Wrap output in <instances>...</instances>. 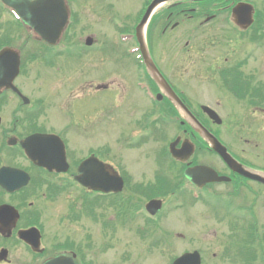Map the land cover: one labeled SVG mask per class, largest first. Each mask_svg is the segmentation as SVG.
Returning <instances> with one entry per match:
<instances>
[{"label":"flooded vegetation","instance_id":"1","mask_svg":"<svg viewBox=\"0 0 264 264\" xmlns=\"http://www.w3.org/2000/svg\"><path fill=\"white\" fill-rule=\"evenodd\" d=\"M238 2L248 3L252 6V21L243 28L231 20L232 8ZM65 3L69 10L76 7L74 0H65ZM222 13L227 15L225 16L227 21L225 31L221 28ZM69 14L71 20L72 9ZM156 25L159 32L166 33L169 42L170 39L173 40L170 42L172 47L175 43L177 44L172 51L180 48L185 53V57H183V74L186 80L184 88L191 92H200L208 97L204 99L203 96V101L199 103V106L206 101L214 100L216 106L220 107V109L217 108L218 111L216 110L218 114L226 113L222 122L217 124V128L211 127L212 121L201 108L194 110L190 107L192 104L190 96L181 92L169 74L161 70L167 81L191 108L193 114L226 146L227 151L234 159L247 168L264 175V158L262 156L259 163L247 159L243 156L244 153L248 154L244 149L237 151L222 138L223 129L232 136H246L244 142L253 143L254 147H260V142L264 143V0H214L213 2L174 0L164 6ZM227 29L228 32H226ZM64 36L73 38L74 34L66 32ZM180 39L184 40L183 47L178 45ZM227 46L231 48L223 49ZM23 67L20 65L19 72L13 80V84L20 93L10 89L0 90V107L5 109V112L0 113V154L2 153L3 158L7 159V164L1 163L0 166L23 168L29 173L30 178L37 180L38 183L42 180H58L60 183H63L64 180H74L77 165L84 157L79 155V152L78 154L73 152L71 146L68 147L64 136L59 134L64 143L65 161L67 162V169L63 172L31 164L20 146V140L34 131L53 132L48 127L35 126L36 114L30 112L32 101L29 98L27 87V73L23 71ZM21 77L22 81H20ZM154 85L155 88H158L155 83ZM162 100H167V98L163 96ZM72 126H75L74 122L67 125L64 131H68V128L73 129ZM92 127L93 124L88 120L87 128L83 131L91 134ZM184 134L195 143V151L188 159L190 166L199 163L206 164L202 157L209 155L208 157L213 159L214 164L209 161L207 164L213 167L218 175L228 177L227 181L206 183L200 190L198 198V202L205 203L208 198L211 200L212 197L215 202L211 205V215L215 221L214 224L217 228L219 227L218 231L216 230L218 233L215 243L221 251L222 258L219 257L220 260L224 259L230 263L234 261L237 264L236 260L241 259L242 263L240 264H252V249L256 241L254 233L258 238L256 242L264 249V237L261 238L258 234L264 233V183L248 179L233 171L206 144L199 146V136L188 127L184 129ZM10 140L13 141L12 144H9ZM262 148L263 145H261ZM182 164L185 165V168L187 167V163ZM184 181L171 180L169 183L172 186H179ZM139 189L140 187L125 195L126 198L122 202L121 198H118L119 195H112L111 205L108 202L109 199L105 198L110 195L97 198L95 204H90L87 208V213L90 212L87 216L92 220L89 221L91 223H88L87 235L80 238L85 244H79L76 239L75 241H65V244L70 243L71 248L61 247L57 251L47 254L45 193L29 191L28 184L13 193L0 188V204L7 203L13 207L12 210H7L9 213L6 219L0 218L6 227L2 231L0 230V264H41L47 257L61 252L73 254L77 264L82 262L94 264L99 250L102 251L105 248L111 250L116 246L119 249L116 255L121 257V230L126 232L130 239L141 242L147 238L152 240L149 237L152 236L151 233L158 232L154 229L157 226L154 223L158 221L163 223L162 212L165 199L156 195L151 197L162 200L161 211L151 215L145 209V203L151 198L142 197L138 192ZM86 192L88 191L86 190ZM144 199L147 200L142 203ZM108 205L116 207L114 210L116 215L113 220L106 219L107 210L104 211L103 208H108ZM257 207L263 212L256 211ZM259 216L261 217L259 218ZM123 218H126L127 223L122 224L124 226L121 227ZM61 221L62 218H59L58 222ZM187 221H189L188 217ZM106 223L109 224L108 228L104 226ZM31 228H37L39 232L36 248L22 238ZM183 233H176V236L180 235L182 239L185 235ZM160 235L156 236L157 242L158 240L161 242ZM32 238L34 239V235ZM131 241L125 243L130 244ZM157 242L152 240L151 245H156ZM82 245L87 250L85 255L82 253ZM232 248H238V253L234 251L233 259H230Z\"/></svg>","mask_w":264,"mask_h":264},{"label":"rangeland","instance_id":"2","mask_svg":"<svg viewBox=\"0 0 264 264\" xmlns=\"http://www.w3.org/2000/svg\"><path fill=\"white\" fill-rule=\"evenodd\" d=\"M145 2L146 0H74L77 17L74 21L75 25L73 24V33H76V39L68 48L69 54L62 56L65 59H60L58 61L60 64L53 65L54 68L51 65L50 67L43 66L44 60L47 58L40 53L37 54L36 58L31 59L29 57L33 50L39 51L41 47L38 46L39 42L33 40L32 36H29L26 44L24 43L26 35H29L24 28L20 27L19 32L12 36L17 37L18 35L13 41V46L21 49L22 59H24L23 71L27 73V87L29 98L32 101L30 112L36 114L35 126L45 125L52 131L62 132L68 141V145L73 149L76 148L82 152L92 146L93 151H99L104 159L112 161L121 173L127 175L125 176L128 179L126 187L118 197L121 198V202L126 198L125 195L133 192V187L137 182L142 183V197L148 199L154 194L151 192L148 182L152 181L153 174L157 169H162L155 161L157 153L164 147L166 150L168 143L177 135H182V130L178 128L180 117L174 114H167L169 121L159 120L156 124L151 122L153 115L159 114V111L165 113L167 109L170 112L169 107L164 103L155 105V102H151L149 96H146L142 89L136 87L135 82L137 80L141 82L144 80L139 77L138 73L139 70H143L140 69L139 61L135 57L136 53L127 55V49L133 48L137 42L135 37L130 38L125 35L121 39V28L124 26L125 32L134 33V27L142 14V7ZM164 6L165 4H162L157 8L158 12L153 14L149 28H152L151 23L155 22L157 14ZM225 16L227 15L221 14L223 31H225L227 23ZM14 21L11 20L10 14L6 11L3 10L0 13V36L5 32L8 23ZM155 29L157 33L155 34L154 31L150 33L148 40L153 57L155 56L159 67L169 74L173 82L179 88H183L181 92L190 96L192 106L197 108L199 103L203 101L204 95L184 88L186 81L183 74L184 51L180 48L172 51L177 44L175 43L172 47L170 42L173 40L170 39L169 42L166 33L159 32L157 27ZM228 31L227 29L226 32ZM86 36L92 37L91 46L84 44ZM183 42L184 40L180 39L178 45L183 47ZM226 48L231 47L227 46L223 49ZM52 51L51 49V53ZM59 66L61 68L58 71L56 69ZM22 80L21 77L20 81ZM87 82L93 87L98 84H106L107 89H89L87 91ZM205 98L208 97L204 96ZM204 104L218 111L219 105L217 107L214 100L206 101ZM3 112L5 109L0 107V113ZM219 112L221 111L219 110ZM42 114L46 117H42ZM225 115V112L220 114L222 119ZM71 120L75 123V129L82 128L83 130H85V122L89 120L93 124L92 133L84 134L74 128L71 130L68 128V131H64ZM226 120L229 122L228 119ZM152 124L154 128H152ZM222 132V138L226 143L233 146L237 151L244 149L248 153L243 154L245 158L258 163L261 156L264 158V143H259L260 147L263 145L261 149L254 147L253 143H245L246 136H232L223 129ZM82 154L79 153V155ZM208 156H203V161L213 163V160ZM0 157V164H7V159L3 158L2 153ZM158 157L162 158L163 156L159 154ZM163 169L165 168L163 167ZM63 182L69 183L71 180H64ZM30 190L41 192L44 189L41 190L40 187L33 184ZM81 193L84 191L82 192L76 187H68L67 191L61 190L56 194L60 198L57 201V198L53 199L49 193L45 195V246L47 254L60 249L67 240L75 241L76 239L79 244H85L80 238L87 235L88 223H91L89 221L92 219L88 216L83 219V212L80 217L79 215L75 216L72 209V204L75 202V208H79L78 198L81 197ZM147 199H144L142 203L146 202ZM176 202L178 203L173 197L167 198L166 207L162 212L164 224L160 221L154 223L157 224L154 229L158 232H152V236L149 237L156 243L157 234H161L160 238L163 240V243L155 245V250L150 247L154 246L151 245L152 240L147 238L140 242L130 239L127 233L121 230V257L116 255L119 252L117 246L111 250L105 248L96 254V262L99 264H169L174 256L180 255L184 250L197 248L202 252V256L204 255V264H235L234 261L230 263L219 258L221 251L215 243L219 227L217 228L214 224L215 221L209 213L211 209L206 206L207 201L206 203L197 201L192 209L188 206L178 207ZM258 208L255 210L258 211ZM115 209L116 207L110 206L103 208L104 211L107 210L106 219H114ZM259 212L263 211L259 210ZM187 217L189 221H187ZM59 218H62L61 222H58ZM126 223V218H123L121 227L124 226L122 224ZM107 224L103 225L108 228L109 224ZM163 232L165 234H162ZM182 232L185 233L182 239L180 235V238L176 236V233ZM126 241L132 243H125ZM83 245L82 250L85 251L86 248ZM231 251H234V248ZM230 257L232 256L230 255ZM254 264L263 263L258 258L255 259Z\"/></svg>","mask_w":264,"mask_h":264},{"label":"water","instance_id":"3","mask_svg":"<svg viewBox=\"0 0 264 264\" xmlns=\"http://www.w3.org/2000/svg\"><path fill=\"white\" fill-rule=\"evenodd\" d=\"M5 4L11 6L17 15L22 19L23 23L34 33L38 34L44 41L49 44H55L58 40L68 17L67 8L64 0H2ZM165 0H153L144 13L141 21L136 26V38L139 43L145 65L151 74L152 78L159 85L161 90L172 100L176 108L185 116V119L198 131L210 144V146L220 154L223 160L233 170L238 171L240 174L264 182V177L258 173L246 170L240 163L235 161L226 151V148L209 132L199 121L190 113L185 104L175 94L166 80L158 71L157 67L151 60L145 45L144 26L149 18L151 11L159 3ZM233 17L239 22L240 17L249 21L250 10L246 5H237L233 10ZM240 16V17H239ZM92 39L87 37L86 43L90 44ZM19 57L18 53L11 48H3L0 51V87H10L12 80L18 72ZM158 94V98H160ZM211 118L215 122H220L218 115L210 108L203 106ZM56 135L53 134H33L28 137L24 142L26 153L37 164L47 166L50 169L59 160L58 154L62 153L61 141ZM179 138L171 142L169 145L171 154L180 159L185 160L192 152V144L188 140H184L182 148L177 149L176 144ZM47 143L51 147L50 151L58 152L53 158L44 156L45 152L39 145ZM58 169V168H57ZM65 169V168H63ZM185 176L190 181L198 186H202L209 181H220L224 177H220L217 173L208 166L198 165L193 168L185 170ZM76 180L84 186L100 190L104 192L119 191L122 187V178L107 163H103L95 156H90L83 160L78 167V175L75 176ZM0 180L3 186L9 185L11 180H19L20 183H25L27 178L20 175L18 171L2 168L0 170ZM15 183V182H14ZM11 185V183H10ZM147 208L151 212H155L160 208V201L152 200L148 203ZM3 210H6L5 208ZM2 210V213L4 211ZM33 245L36 243H32ZM200 254L198 251L186 252L180 257L176 258L172 264H200ZM43 264H74L72 260L68 259L65 255H60L47 260Z\"/></svg>","mask_w":264,"mask_h":264},{"label":"trees","instance_id":"4","mask_svg":"<svg viewBox=\"0 0 264 264\" xmlns=\"http://www.w3.org/2000/svg\"><path fill=\"white\" fill-rule=\"evenodd\" d=\"M6 35V34H5ZM6 38V37H5ZM175 114V113H174ZM155 180H170L167 176H165V175H159V174H157L156 175V177H155ZM173 188H169L168 190H167V193L170 191V190H172Z\"/></svg>","mask_w":264,"mask_h":264}]
</instances>
